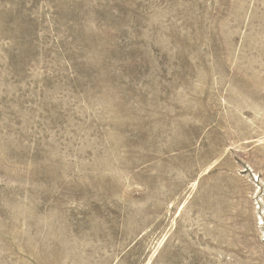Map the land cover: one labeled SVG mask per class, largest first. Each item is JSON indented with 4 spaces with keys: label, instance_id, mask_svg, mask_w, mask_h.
Wrapping results in <instances>:
<instances>
[{
    "label": "rangeland",
    "instance_id": "374dc122",
    "mask_svg": "<svg viewBox=\"0 0 264 264\" xmlns=\"http://www.w3.org/2000/svg\"><path fill=\"white\" fill-rule=\"evenodd\" d=\"M0 264H264V0H0Z\"/></svg>",
    "mask_w": 264,
    "mask_h": 264
}]
</instances>
